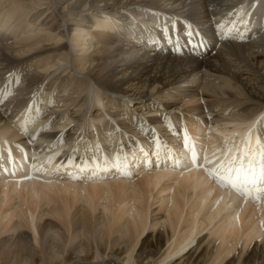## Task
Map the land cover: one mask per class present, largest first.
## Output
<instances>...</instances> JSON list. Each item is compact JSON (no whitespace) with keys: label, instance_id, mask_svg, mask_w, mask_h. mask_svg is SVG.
<instances>
[{"label":"bare ground","instance_id":"6f19581e","mask_svg":"<svg viewBox=\"0 0 264 264\" xmlns=\"http://www.w3.org/2000/svg\"><path fill=\"white\" fill-rule=\"evenodd\" d=\"M4 142L0 264H264V0H0Z\"/></svg>","mask_w":264,"mask_h":264},{"label":"rangeland","instance_id":"374dc122","mask_svg":"<svg viewBox=\"0 0 264 264\" xmlns=\"http://www.w3.org/2000/svg\"><path fill=\"white\" fill-rule=\"evenodd\" d=\"M251 9H252V8H251ZM251 9H250V10H251ZM239 10L242 11V9H239ZM247 12H249V9H248V10H244L243 15L246 14ZM232 13H236V12H235V9H234L231 13H228V14L226 13V14H227V16H228L229 14H232ZM235 15H237V14H235ZM262 35H263V34H262ZM262 35H260V37H261ZM260 37H259V38H260ZM254 41H255V40L251 41V43L254 42ZM241 44H242V45L244 44V45L246 46V45L250 44V42H248L247 44H245V43H241ZM128 101H129V100H128ZM153 101H155V100L153 99ZM92 105H93V104H92ZM93 108H94V106L91 107V110H92ZM118 110H120V109H118ZM184 128H185V127H184ZM184 128H182V130H183ZM189 128H190V127H189ZM3 137H5V136H3ZM10 142L12 143L11 146H16V144H20V143H19L20 141H17V140H12V139H11ZM21 143H22V142H21ZM5 144H6V142H4V143H2V145H0V149L3 151V153H4V151H5ZM3 155H5V154H3ZM17 203H18V200H17V199H16V200H13V206H17ZM5 208H6V207H5ZM5 208H4V206H3V210H4ZM3 210H2V211H3ZM46 219H49V218H46ZM205 233H206V232H205ZM119 264H121V263H119Z\"/></svg>","mask_w":264,"mask_h":264},{"label":"snow or ice","instance_id":"6c2138e0","mask_svg":"<svg viewBox=\"0 0 264 264\" xmlns=\"http://www.w3.org/2000/svg\"><path fill=\"white\" fill-rule=\"evenodd\" d=\"M262 178H264V177H262Z\"/></svg>","mask_w":264,"mask_h":264}]
</instances>
